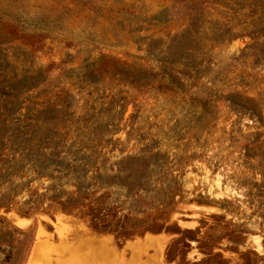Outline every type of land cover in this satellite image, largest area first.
Segmentation results:
<instances>
[{"label": "rangeland", "instance_id": "1", "mask_svg": "<svg viewBox=\"0 0 264 264\" xmlns=\"http://www.w3.org/2000/svg\"><path fill=\"white\" fill-rule=\"evenodd\" d=\"M260 17L264 0H0V264H28L59 215L119 249L196 222L224 252L177 263L264 264Z\"/></svg>", "mask_w": 264, "mask_h": 264}, {"label": "bare ground", "instance_id": "2", "mask_svg": "<svg viewBox=\"0 0 264 264\" xmlns=\"http://www.w3.org/2000/svg\"><path fill=\"white\" fill-rule=\"evenodd\" d=\"M40 217L44 219V216ZM29 221L30 219L19 220L16 223L21 225ZM79 221L59 215L57 223H53V230L57 232L55 241L50 234L39 227V239L31 248L28 264H164L161 248L158 246L161 241L157 240L159 243L156 244L157 241L152 233L144 234L143 241L139 236L140 239L127 240L119 249L113 243L110 234L91 232L92 230L89 231ZM71 234L74 236L70 237ZM165 243L167 246L168 242ZM148 249L153 250H151L152 255L147 254ZM125 250L129 251L127 259L124 256ZM165 250L162 252L165 253Z\"/></svg>", "mask_w": 264, "mask_h": 264}, {"label": "flooded vegetation", "instance_id": "3", "mask_svg": "<svg viewBox=\"0 0 264 264\" xmlns=\"http://www.w3.org/2000/svg\"><path fill=\"white\" fill-rule=\"evenodd\" d=\"M178 222L180 221H177V223L172 224L168 220H164V219L158 220L157 228H156L157 233L154 234V236L158 240L161 241L160 243L161 250L164 251L166 249L165 253L163 252V255L165 254L164 257L165 258L167 257L166 256L167 252L170 253V257L172 258V261H170L169 264H179L177 262H180V261L187 262L188 254L193 251L194 252H198V251L207 252L208 251L211 253L212 252H219V253L224 252L222 251V249L213 247L212 243H215V245H217L218 247L224 248L226 247V245L222 244V242H225V238L215 237L214 234H211V233H208L206 237L201 238L200 236L203 233L200 232L193 236L195 240L190 239L189 237L185 235V233L186 231L194 230L196 227V222H195L194 227L192 228L181 227ZM111 238L113 239V242L115 243V240L112 235H111ZM125 241L123 242L122 247L124 246ZM165 242H168L167 246ZM201 242H205L206 245L204 247H198V245H200ZM170 243L171 245L169 246ZM228 246H237V245L233 243H228ZM202 256L210 257V255H202ZM222 258L223 256L218 257V259H222ZM198 262H200V259L195 258V259H192V261L189 264L198 263Z\"/></svg>", "mask_w": 264, "mask_h": 264}, {"label": "trees", "instance_id": "4", "mask_svg": "<svg viewBox=\"0 0 264 264\" xmlns=\"http://www.w3.org/2000/svg\"><path fill=\"white\" fill-rule=\"evenodd\" d=\"M260 14H261V13H260ZM259 19H260V20H264V17H260ZM257 20H258V19H257ZM262 33H263V36H264V28H263V32H262ZM13 231H17V230L14 229Z\"/></svg>", "mask_w": 264, "mask_h": 264}]
</instances>
